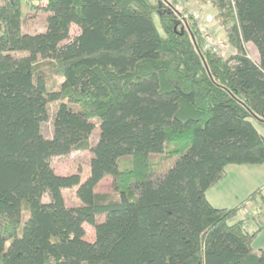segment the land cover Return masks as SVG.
<instances>
[{
	"label": "trees",
	"instance_id": "trees-1",
	"mask_svg": "<svg viewBox=\"0 0 264 264\" xmlns=\"http://www.w3.org/2000/svg\"><path fill=\"white\" fill-rule=\"evenodd\" d=\"M175 2L0 0V264H264V223L238 219L261 189L206 198L227 166L264 165V0L210 2L226 58ZM26 8L42 31H22ZM72 151L89 152L83 180L51 166ZM154 156L173 161L156 171Z\"/></svg>",
	"mask_w": 264,
	"mask_h": 264
},
{
	"label": "rangeland",
	"instance_id": "rangeland-1",
	"mask_svg": "<svg viewBox=\"0 0 264 264\" xmlns=\"http://www.w3.org/2000/svg\"><path fill=\"white\" fill-rule=\"evenodd\" d=\"M169 1V0H167ZM212 0H176L175 6L176 8L183 12L186 10L188 13L192 14L196 21V25L204 37V47L212 48L217 53H219L222 57L226 58L229 55L234 54V50L229 46L226 40L225 33L223 29L219 26L217 21L214 20L215 9L211 6ZM45 24V15L42 12H36L33 9L26 8L25 9V17L22 21V31L33 34L36 32H40L44 29ZM79 33V29L77 26L72 25L70 28V37L73 38ZM245 49L247 54L253 60L258 59V53L255 47L248 43L245 45ZM51 112L53 106H51ZM52 132L51 121L42 124V134L45 137H50ZM98 138V128L96 127L90 137V144H94ZM88 159L89 152L88 151H72L67 156H56L51 159V166L57 174L66 175L77 173L80 175V180L86 178L89 172L88 167ZM154 164L152 165V169L160 172H164L169 164L173 161L170 159L168 161H159L157 156H154ZM240 167H246L247 169H258L257 172H253V177L249 175L250 180L254 181L253 189L256 190L258 186L264 184V166H245V165H229L227 166V174L225 177L220 180L215 186V188L219 193L227 196H231L232 193H238L245 190L247 184L241 181L242 175L238 170ZM250 184V181H249ZM252 187V182H251ZM252 189V190H253ZM95 191L98 192H111V178L105 177L95 188ZM248 192V191H247ZM62 196L65 206H74L78 204V199L75 194V187L66 188L62 190ZM214 197V196H213ZM247 199V197H246ZM244 198V200H246ZM214 200H217L219 204H224L223 198L220 196H216ZM43 201L47 202L48 198L45 195L43 197ZM251 202V201H250ZM250 205V203H247ZM262 208H264V204H262ZM83 228L85 230L86 238L89 241L94 240L93 229L90 225L84 224ZM264 246L263 243H256L253 245L255 249ZM264 248V247H263Z\"/></svg>",
	"mask_w": 264,
	"mask_h": 264
},
{
	"label": "crops",
	"instance_id": "crops-1",
	"mask_svg": "<svg viewBox=\"0 0 264 264\" xmlns=\"http://www.w3.org/2000/svg\"><path fill=\"white\" fill-rule=\"evenodd\" d=\"M256 129L258 130V132L264 137V128H261L260 126L256 125ZM264 166V165H262ZM241 169H239L238 171L241 172L240 174L242 175L241 177V181H243L246 185L245 190H243L242 192H238V193H232L231 196H227L219 193L215 188H217L216 186L212 187L211 189H209L206 192V198L208 200V202L218 208H230V207H234L238 204H240L242 201H244V198L246 199V197H248L251 193H253L255 191V189H253L254 186V181L250 180V176L253 177V172H257L256 170L258 169H247L246 167H240ZM228 169V168H227ZM227 169H226V174H227ZM250 184L252 182V187ZM261 189L262 191V196H257L255 199L251 200V202H246V210H241L238 213V219H242L245 217V215L247 214V212H250L252 214V219L249 220L248 225H249V229H255L257 227L258 223H264V210H262L260 208V204L262 202V198L264 196V184H262L261 186H258L256 189ZM253 189V190H252ZM248 191V192H247ZM214 196V197H213ZM216 196H220L221 198H223V200L225 201L224 204H219V202L217 200H214V198H216ZM247 203H250V205H247ZM256 243H263L264 245V228L261 230V232L259 233V235L257 236V238L255 239V241L253 242V245ZM252 245V247H253ZM264 246L260 247L263 248ZM254 250H257L253 247ZM259 249V248H258Z\"/></svg>",
	"mask_w": 264,
	"mask_h": 264
}]
</instances>
